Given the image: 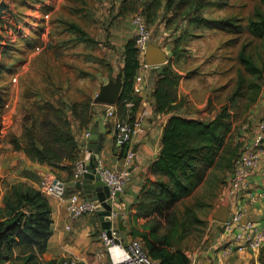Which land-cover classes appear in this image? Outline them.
<instances>
[{
    "label": "trees",
    "instance_id": "trees-1",
    "mask_svg": "<svg viewBox=\"0 0 264 264\" xmlns=\"http://www.w3.org/2000/svg\"><path fill=\"white\" fill-rule=\"evenodd\" d=\"M161 1L144 3L141 14L147 25L158 16V2ZM174 1H166L165 14L170 17L169 23L180 16L194 22H209L192 10L187 12V17L184 16L183 8L173 6ZM202 1L196 0V3L200 5ZM129 4V0L124 1L120 15L138 11V5L129 7ZM249 27L258 34H264V9L260 5L256 6L254 16L249 19ZM72 29L78 33L80 41L88 46L96 45V39L78 24H72ZM182 37L177 39L174 53L178 52ZM246 47L243 43L239 50L242 68L232 92L225 101L219 96L216 110H213V99L207 102V107L214 112L213 117L190 115L189 99L181 90L182 76L174 69L173 60L162 68L156 86L151 90L153 112L170 116L164 125L160 155L149 167L137 202L131 208L130 233L142 241L148 254L158 259L160 264H191L183 246L184 240L190 234L197 237L205 234L209 213L214 208V200L223 181L220 166L230 170L231 174L239 155L240 150L237 153L233 142V122L238 116L232 112V105L240 111L243 102L237 99L248 90L251 100L244 109L250 107L260 94L261 84L249 82V76L263 78L264 74V63L257 61ZM123 57L124 83L118 101V117L134 119L142 103L141 96L134 91L135 78L142 63L135 39L127 42ZM103 62L112 72V64ZM190 75L187 74L188 77ZM57 88L54 83L37 84L32 88V93L25 98L26 103L31 95L33 98L23 105L27 124L11 143L14 150L24 151L34 162L50 165L56 175L59 169L68 170L70 180L75 184L73 176L80 158V140L75 126L85 132L91 128L94 98L82 92L83 99L67 102L56 97ZM129 102L131 106H128ZM5 103L0 90V136L5 129ZM183 108H187V114L175 113ZM125 152L126 147L121 149L120 155L124 157ZM3 181L0 176V194ZM52 222L50 202L42 190L22 181L9 185L0 204V264L15 260L17 248H23L24 254L28 253L27 262L45 253L52 234ZM53 264H62V260Z\"/></svg>",
    "mask_w": 264,
    "mask_h": 264
},
{
    "label": "rangeland",
    "instance_id": "rangeland-1",
    "mask_svg": "<svg viewBox=\"0 0 264 264\" xmlns=\"http://www.w3.org/2000/svg\"><path fill=\"white\" fill-rule=\"evenodd\" d=\"M124 1L0 0V90L6 100L3 108L5 129L0 136V148L7 138H10L11 143L13 137L20 135L27 124L23 105L33 98L31 95L26 103V96L32 93V88L37 84L54 83L58 87L56 97L67 102L83 99L81 93L86 92L85 96L93 97L94 103L102 87L110 82V75L118 71L127 42L136 40L134 16L141 14L144 3L148 0H129V7L138 5V11L120 15V7ZM166 1L158 2V16L151 24L148 23L152 41L165 59L159 64V68L162 69L173 60L174 69L182 76L181 82L200 80L202 84H191L190 81V85L208 86L211 92L207 97V91L205 95L196 92L199 96L195 95L194 100L184 93L189 99L192 117H213L214 112L207 107V102L210 98L213 99V110H216L215 104L218 105L219 96L225 101V97L232 92L242 68L239 59L242 44L246 43L247 51L257 61L264 63V34H258L249 27V19L254 16L256 6L260 5L264 9V0H203L200 5L196 0H175L173 6L182 7L184 16L187 17V12L192 10L209 22H194L180 16L172 23L168 22L170 17L165 14ZM72 24H78L87 30L96 39V45L88 46L80 41ZM181 36L179 50L174 53V46ZM103 60L112 64V72L108 71ZM157 69H153L152 73L156 74ZM187 74H191L192 78ZM249 82H258L261 90L250 107L244 109L251 100L248 90L237 99L243 102L240 111H236V106L232 105V112L236 113L235 117L238 116L234 117L233 122V142L237 153L252 141L259 123L264 120V74L263 78L250 75ZM202 96L206 98L205 102L202 100L203 104H198ZM68 110L71 111L70 108ZM175 113L187 114V108ZM13 128H18V132H14ZM261 148L263 152L264 145ZM12 149L14 150L13 145ZM262 167L260 162L251 173L247 188L250 178L258 175L264 191ZM220 169L223 181L220 182L214 208L208 216L211 220H216L214 224L222 226L220 231L212 226L216 233L214 237H218L221 231H226L223 222L216 219L213 213L228 195L230 170H224L221 166ZM4 186L3 181L1 188L4 189ZM261 219L254 218V221ZM228 234L230 238L226 247L232 243L231 233ZM23 251V248H17L14 253L16 259L4 264H42L44 253L27 262L28 253L24 254ZM250 253V264H264V245L258 251Z\"/></svg>",
    "mask_w": 264,
    "mask_h": 264
},
{
    "label": "crops",
    "instance_id": "crops-1",
    "mask_svg": "<svg viewBox=\"0 0 264 264\" xmlns=\"http://www.w3.org/2000/svg\"><path fill=\"white\" fill-rule=\"evenodd\" d=\"M154 67L148 69H140V73L144 75L146 86L154 90L156 81L162 69L156 70V74L152 73ZM124 57L119 62L118 71L114 75L124 83ZM155 72V71H154ZM152 75V76H151ZM189 78H192L190 75ZM152 79V80H151ZM191 84H202L200 80H186L182 81L181 90L186 92L194 100L201 92L206 97L209 94V88L199 85L194 86ZM200 99L198 104H203L206 98ZM203 100V101H202ZM144 103H141L136 110L139 114L144 108ZM109 110H114L118 114L119 106L118 101L113 104L95 102L94 100V119L92 126L97 120L106 114L105 119L108 125V132L105 135L103 147L100 151V159L104 164L114 169H122L125 167L124 157L120 155L121 148L115 145V117L110 115ZM168 115H162L156 111L145 120V130L140 135L136 136L133 140V147L136 152L135 159L130 166L131 179L128 182L125 190L121 193V202L116 205L119 206V211L115 213L112 218V229L118 231L122 245H117L109 250L105 248L101 239L102 220L98 212L94 214H87L77 220H69L67 210V196L63 199L48 196L51 211H52V234L48 241L47 251L42 258V264H53L66 257L77 258L84 261L86 264H101L103 262L119 261L126 255V242L133 238L130 233V215L131 208L137 202L138 195L144 185L147 177L149 167L152 162L160 155L162 148V138L164 125L167 122ZM76 124H74L75 126ZM91 129V128H90ZM14 132H18V128H13ZM75 132L80 140V157L85 150L84 142L88 138L85 137V131H81L75 126ZM0 148V176L4 180V189L1 190L0 204H2L3 195L7 187L15 182H26L41 190V181L46 174H50L56 178H60L64 182L67 192L81 191L82 188L76 187L70 180L68 170H57L56 175L52 171V167L47 164L34 162L28 157L24 151H14L10 143V138L4 140ZM7 151V152H6ZM87 163L90 160H86ZM261 165H263L261 172L264 173V151L261 152ZM248 188L242 194V208L245 214V221L254 220V218H262L264 220V191L261 188V181L258 175H253ZM236 210L233 203H230V214ZM215 212V210H214ZM213 212V213H214ZM210 220V223H209ZM216 221V220H214ZM208 217L206 232L203 236L197 237L190 234L183 243L186 248L191 264H250V249H237L233 250L228 255H224L223 251L226 247V242L230 238L229 232L221 231L218 237L212 228L216 227L220 231L218 223ZM71 224V228H67V224ZM232 237V236H231ZM238 243H231V246H237ZM254 252V251H252Z\"/></svg>",
    "mask_w": 264,
    "mask_h": 264
},
{
    "label": "built area",
    "instance_id": "built-area-1",
    "mask_svg": "<svg viewBox=\"0 0 264 264\" xmlns=\"http://www.w3.org/2000/svg\"><path fill=\"white\" fill-rule=\"evenodd\" d=\"M134 22L137 26L136 44L140 51L141 67L140 69H148L158 67V65H150L146 59V52L152 42V32L148 27L146 20L142 14L134 16ZM134 91L141 96L144 103L142 111L136 115L134 119L130 117H118L114 110H109L110 115H114L115 119V145L123 149L126 147L124 155L125 167L122 169H114L104 164L103 160H99L98 170L101 172L102 179L108 185L111 196L115 198L116 193H122L131 179L130 166L132 165L136 152L133 147V140L145 130V120L153 113L151 89L145 84V78L142 73H138L134 82ZM132 103L129 102L128 106ZM90 129L85 132V137L90 135ZM264 145V120L259 123L257 131L252 137V141L241 148L239 155L235 161L233 170L228 181L227 198L230 203L236 207L235 212L230 214L227 222H223V227L231 233L232 243H238L237 246L231 244L224 248L223 254L228 255L235 248L250 249L254 252L258 251L264 245V220L245 221V214L242 208V194L247 189L248 178L251 173L260 165L262 146ZM87 164V162H86ZM85 163L81 157L76 162L73 176V182L86 171ZM56 177L46 174L41 181V190L49 196L65 198L67 196V210L69 220H77L87 214H94L97 211L98 204L95 200L88 197L81 191L67 192L65 186L55 182ZM67 228H71V224H67ZM111 236L106 229L101 230V239L105 248L108 250L114 246L122 245L119 233L115 229H111ZM119 240V242H117ZM126 255L119 261L103 262L101 264H160L158 259L151 257L145 250L142 241L139 238H131L126 242ZM62 264H86L77 258L66 257L62 259Z\"/></svg>",
    "mask_w": 264,
    "mask_h": 264
},
{
    "label": "water",
    "instance_id": "water-1",
    "mask_svg": "<svg viewBox=\"0 0 264 264\" xmlns=\"http://www.w3.org/2000/svg\"><path fill=\"white\" fill-rule=\"evenodd\" d=\"M146 59L150 65H159L165 61L164 55L158 50L154 41L148 47ZM110 79V82L104 85L96 96L95 102L113 104L119 101L123 83L114 74L110 75ZM106 117L107 115L103 114L97 120L96 124L90 129L91 134L88 136L87 141L83 143L85 150L81 154V159H83L87 170L75 181V185L78 188H82L88 197L96 201L98 204L97 212L102 220V227L111 236L112 218L120 209L116 204L121 202V193L117 192L115 198H113L110 188L104 182L101 172L98 170L100 151L103 147L105 135L108 132V125L105 122ZM86 160H90V162L86 164ZM55 182L62 186L64 185V182L59 178H56ZM214 217L221 222L229 220L230 202L228 199L219 204V207L214 212ZM219 229H222L221 225H219Z\"/></svg>",
    "mask_w": 264,
    "mask_h": 264
},
{
    "label": "bare ground",
    "instance_id": "bare-ground-1",
    "mask_svg": "<svg viewBox=\"0 0 264 264\" xmlns=\"http://www.w3.org/2000/svg\"><path fill=\"white\" fill-rule=\"evenodd\" d=\"M97 212V211H96Z\"/></svg>",
    "mask_w": 264,
    "mask_h": 264
}]
</instances>
